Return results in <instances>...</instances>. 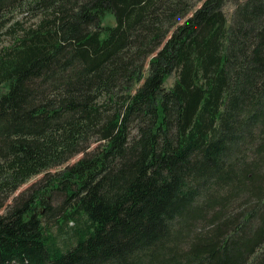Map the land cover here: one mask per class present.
<instances>
[{
    "label": "trees",
    "instance_id": "trees-1",
    "mask_svg": "<svg viewBox=\"0 0 264 264\" xmlns=\"http://www.w3.org/2000/svg\"><path fill=\"white\" fill-rule=\"evenodd\" d=\"M227 1L0 0V264H264V0Z\"/></svg>",
    "mask_w": 264,
    "mask_h": 264
},
{
    "label": "rangeland",
    "instance_id": "rangeland-1",
    "mask_svg": "<svg viewBox=\"0 0 264 264\" xmlns=\"http://www.w3.org/2000/svg\"><path fill=\"white\" fill-rule=\"evenodd\" d=\"M244 0H229L225 3L224 5V8H223V11L225 13V16L227 18V26L230 25L231 23V19L233 18L234 16V13L238 7L239 4H242ZM194 2V1H193ZM201 3H194V6H193V9L190 13V15L198 8L200 7ZM189 15V16H190ZM19 18H22L21 16H19ZM102 27H114L116 25V20H115V17L113 15H111V13L109 15H107L103 22H102ZM8 38L5 37L4 35H0V45L2 44H8ZM148 65H149V60L147 62V68H146V73L145 75L143 76L144 78L141 80V81H138L136 82L135 86H134V90H136L144 81V79L147 77L148 75ZM175 75H172L170 77L167 78L166 80V88L169 89L173 86L174 82H175ZM7 92V87L6 86H2L0 87V97L5 94ZM99 143H95L92 145V149H94ZM82 157V155H79L77 157H75L73 160H71L69 162V164H73L76 162V160L78 161V159H80ZM57 171V170H56ZM55 172V171H53ZM45 174H41L37 177H34L33 179H31L28 183H26L24 185V187L22 186L20 188V190L18 192H16L12 197H11V200H9V202L6 204V205H10L12 204L11 202H13V198L18 196L21 192H24L26 191L28 188L30 187H33L35 184H37L43 177H44ZM57 200V199H56ZM59 200H57L56 202H58ZM57 205V204H56ZM5 212V210L1 211L0 214H3Z\"/></svg>",
    "mask_w": 264,
    "mask_h": 264
}]
</instances>
